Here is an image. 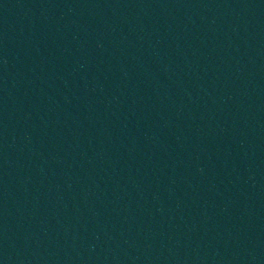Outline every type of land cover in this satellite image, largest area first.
<instances>
[{
    "label": "water",
    "instance_id": "1",
    "mask_svg": "<svg viewBox=\"0 0 264 264\" xmlns=\"http://www.w3.org/2000/svg\"><path fill=\"white\" fill-rule=\"evenodd\" d=\"M0 264H264V0H0Z\"/></svg>",
    "mask_w": 264,
    "mask_h": 264
}]
</instances>
